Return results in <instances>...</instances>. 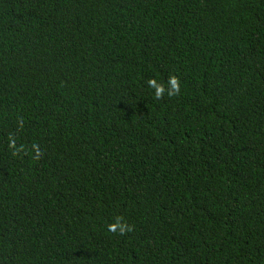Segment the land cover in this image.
Instances as JSON below:
<instances>
[{
    "label": "trees",
    "instance_id": "obj_1",
    "mask_svg": "<svg viewBox=\"0 0 264 264\" xmlns=\"http://www.w3.org/2000/svg\"><path fill=\"white\" fill-rule=\"evenodd\" d=\"M0 264H264V0H0Z\"/></svg>",
    "mask_w": 264,
    "mask_h": 264
},
{
    "label": "clouds",
    "instance_id": "obj_2",
    "mask_svg": "<svg viewBox=\"0 0 264 264\" xmlns=\"http://www.w3.org/2000/svg\"><path fill=\"white\" fill-rule=\"evenodd\" d=\"M148 85L155 90V96L159 98L165 91L164 85L157 83L155 79H149ZM179 91V83L175 77H170L168 80V95H174ZM37 153L39 152L38 146H35ZM119 230L120 234H124L126 231H130V227L121 221L117 220L114 223L108 225V231L116 232Z\"/></svg>",
    "mask_w": 264,
    "mask_h": 264
}]
</instances>
